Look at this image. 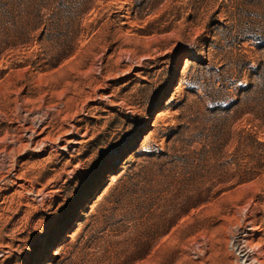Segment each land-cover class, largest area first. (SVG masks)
Returning <instances> with one entry per match:
<instances>
[{
	"label": "rangeland",
	"instance_id": "obj_1",
	"mask_svg": "<svg viewBox=\"0 0 264 264\" xmlns=\"http://www.w3.org/2000/svg\"><path fill=\"white\" fill-rule=\"evenodd\" d=\"M256 140L264 0H0V264H264Z\"/></svg>",
	"mask_w": 264,
	"mask_h": 264
},
{
	"label": "trees",
	"instance_id": "obj_2",
	"mask_svg": "<svg viewBox=\"0 0 264 264\" xmlns=\"http://www.w3.org/2000/svg\"><path fill=\"white\" fill-rule=\"evenodd\" d=\"M258 71H259L258 69H255L254 71H252L253 72L252 74L256 75V73H258ZM253 86H254L253 84L248 83V84L240 87L238 89V93H237L239 95V97L234 99L232 102H230L228 104H226L227 103L226 98L222 99V97L224 95L228 94V91L226 92V89L222 85L219 88H216V90H215L216 96L217 95H220V96H219L218 100L215 99L214 101H218L217 103H219V104H224L226 102L225 103L226 105H223L221 107L212 108L213 110L219 112V115H217V117L215 118V120L217 121V125H219L220 127L226 126V128L228 129L227 134L228 135L230 134V137H231V135H233V137L236 136L238 146L240 144L244 143V141L247 139V137L250 136V133L247 131H244L243 128L239 129L238 131H234L231 129L237 123V121L240 119L242 113H244L246 111V110L244 111V108H242L240 105L242 103V100L244 99V94L248 93ZM220 93H222V94H220ZM242 97H243V99H242ZM256 142L259 144H264L260 140H256ZM196 154H197V156H195V158H193L195 166L199 165V161H200V157L198 156V155H200L199 151ZM151 157L164 158L165 164H173V162L175 160H177L175 156L170 155L166 151H162V152L160 151L157 154L151 153ZM186 158H188V157L186 156ZM193 161H192V163H193Z\"/></svg>",
	"mask_w": 264,
	"mask_h": 264
},
{
	"label": "bare ground",
	"instance_id": "obj_3",
	"mask_svg": "<svg viewBox=\"0 0 264 264\" xmlns=\"http://www.w3.org/2000/svg\"><path fill=\"white\" fill-rule=\"evenodd\" d=\"M243 236L245 237V235ZM249 245V242L247 243L245 238H239L235 242L236 250L241 257L242 262H244V264H256L253 247ZM48 248L49 247H46V252L49 250Z\"/></svg>",
	"mask_w": 264,
	"mask_h": 264
}]
</instances>
